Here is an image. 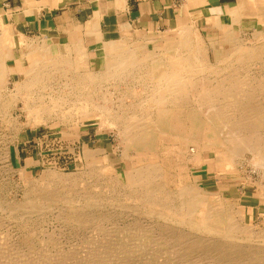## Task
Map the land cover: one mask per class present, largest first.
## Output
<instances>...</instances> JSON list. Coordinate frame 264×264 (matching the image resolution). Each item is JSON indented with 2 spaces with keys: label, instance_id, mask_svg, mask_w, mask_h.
<instances>
[{
  "label": "rangeland",
  "instance_id": "1",
  "mask_svg": "<svg viewBox=\"0 0 264 264\" xmlns=\"http://www.w3.org/2000/svg\"><path fill=\"white\" fill-rule=\"evenodd\" d=\"M212 18L221 27L196 14L187 21L192 26L140 29L112 39H129L132 45L143 42L151 51L162 48L167 41H181L188 32L203 51L204 71H196L195 88L189 89L186 100L178 104L184 127L180 131L149 128L155 137L152 150H138L130 145L124 135V123L142 124L150 110L152 117L156 116L160 105L155 101L154 81L141 68L133 69L126 80L101 78L98 70L104 57V42L110 40L85 38L83 28L73 34L83 43L70 40L78 28L74 25L68 33L49 39H18L6 30L0 34L9 38L1 43L10 59L2 60L18 70L11 76L7 93L13 89L12 83L21 79V71L29 68L25 45L30 43L41 49V41L45 40L54 54L66 49L64 67L70 77L84 74L94 66L101 78L92 95L94 100L110 105L121 117L115 119L111 112L112 123L106 116L72 112L66 120L51 116L36 122L20 111L21 102L7 109L0 104V264H211L214 259V264L220 260L227 261L225 264H264V163H253L251 151L238 143L233 145L243 151L232 161L226 157L225 151L232 144L225 140L234 130L227 126L226 119L214 116V110L208 111L209 98L200 95L217 85H225L224 90L228 88L226 91L231 94L234 91L235 96L242 90L250 100L240 99L236 105L242 109L251 107L252 116L243 137L253 144L264 137V17L230 14ZM137 76L144 78L139 81ZM61 80L62 76L55 74L52 86ZM214 92L211 90L213 99H217L214 107H224L227 102L228 107L233 106L230 97ZM105 95L111 101L104 103ZM164 106L171 109L173 104L167 102ZM230 112L234 119L244 114ZM132 114L137 117L132 118ZM193 116L203 125L194 130L198 133L189 128ZM144 168L156 171L147 187L138 181ZM194 185L206 197L205 205L216 212H227L246 232H233L224 239L225 234L189 226L190 220L198 222V213L178 219L184 212L179 191ZM210 240L220 245H214V249L224 251H213Z\"/></svg>",
  "mask_w": 264,
  "mask_h": 264
},
{
  "label": "bare ground",
  "instance_id": "2",
  "mask_svg": "<svg viewBox=\"0 0 264 264\" xmlns=\"http://www.w3.org/2000/svg\"><path fill=\"white\" fill-rule=\"evenodd\" d=\"M254 6H255L254 7L255 11L257 13H260V16H257V17L262 19L264 17V0L259 1L258 5H254ZM6 28H7V26H6ZM223 28H226V27H223ZM187 30H188V28H187ZM185 33L182 35V38H180L181 41H176V42L175 41H172V42L167 41L162 48H156V49L154 48L151 51L147 48V46L145 44H143V42H142V44L132 45L129 43L133 42V41L129 40V39H125V38H120L119 40H110V41L104 42V57L102 58V61H101L102 62L101 67L98 70V71H101L100 72L102 74L101 78H103L105 76L107 78H118V79L125 78V80H126L125 76H127V75L130 76L131 71L133 69H137V68L140 69L141 68V71H145L146 72L145 74H147L148 78L150 80L154 81L153 86L155 87V90H156V91L153 90V91H155V94H156L155 101L160 105V107L157 108V110L155 111L156 116L152 117V115H151L152 110H150V112L148 114H146V115H148L147 119H145V122H143L142 124H137V123H133V122L124 123V125H125L124 126V128H125L124 135L126 136L127 142L130 145L135 146L138 150H152L153 144H154L153 138H155V137H154L153 132L148 131L149 128L150 129H152V128H154V129L155 128L156 129L157 128L158 129L163 128L164 129L165 128V129H170L172 131H175V130L177 131V130L182 129L184 127V123L182 122L184 120H182V118L179 116V113H178L179 112L178 111V109H179L178 104L181 103L183 100H186L185 99L186 95L188 93L190 94L189 89L193 90L195 88L196 85L193 82V79L196 78V76H197L196 71H202L204 69V65H205L204 60L202 59L203 51L199 47L200 44L199 43H193L191 36H189L187 34L188 32H185ZM228 36H229V33L227 34L226 38ZM5 39H9V38L4 36V35L0 36V62H1L0 63V104L2 107H4L5 109L10 108V106L16 107L17 104L19 102H21L22 106L20 107V111L25 112L26 115L34 118V120L36 122H42L45 120V118L47 120L48 118H51V116H53V117L55 116L54 118H57V119L59 118V120H66L68 118V115H70L72 112H75V113H78L81 115L94 114L95 117H99V118L106 116V118L108 119V122L110 121L112 123H114L113 122L114 118L112 117L113 115L115 116V119L121 118L120 115L116 116L117 114L114 113L116 111H113V109L110 108V105L109 106L107 104L101 105L100 104L101 102L99 103V102L94 100L92 95H93V93H95L94 92L95 86L99 83L98 79H101L98 75L99 73H96L98 71L95 70L94 66L91 67V69H87V71L84 74L80 73L81 75H75V76L70 77L66 72V68L64 67L66 65V62H67V59L64 58V53L66 52V49H65L66 46H63L65 51H60V52L57 51L58 53L54 54L55 52L53 53L50 46L46 43L45 40L41 41V42H43V45L40 47L41 49L34 47L30 43H29L30 45L29 44L25 45L26 46L25 47V49H26L25 53H26V58L28 61L29 68L25 71H21V79L15 83H12L13 89L9 93H7L6 91L8 90V86L11 83V76H12V74L18 73V70H16L14 66H8L6 64L7 62L4 63L2 60L4 58H5V60L10 59L9 54L2 47L3 45L1 42H2V40H5ZM193 40H195V39H193ZM21 42H22V40H21ZM67 56H68V54H67ZM215 56H217V55H215ZM84 58H85V56H84ZM234 70L236 71V69H233V71ZM226 73H228V72H226ZM231 73H233V72H231ZM55 74L61 75L62 80L57 82V83L55 82L56 86L54 87V86H52V81L54 80ZM75 74H76V72H75ZM139 74H141V73L139 72ZM236 75H234V77ZM137 77H139V76H137ZM223 77H224V75H223ZM238 77H239V75H238ZM107 78H106V80H107ZM141 78H144V77H142V76L139 77V81ZM213 79H214V77H213ZM112 80H114V79H112ZM196 80L198 82V79H196ZM221 84H223V83H221ZM224 86L217 85L213 89H210L211 87H209L210 90L208 89V91H202V92H200V95L208 96L209 99L206 101V103L208 104V109H209L208 111L212 112V110H214V112H215L214 116H216L217 118L222 119V120L226 119L228 122V124L226 123L227 126H230L231 131H232V129L234 130L233 132L228 133L230 135V138L227 137V140H225V141H227L228 144L229 143L232 144V146L227 148L225 151L226 157H228V159H230L232 161V159L234 157H237L239 152L242 150V149H240L241 147L239 148L238 146H235L233 144H235V143H236V145H237V143L241 144V145L244 144L245 147L243 146L244 147L243 149L246 151L250 150L251 151L250 153H252L253 163L254 162H256V163L261 162L263 164L264 163V137H262L263 139L261 138L259 141L255 140L254 144L247 141L243 137L245 135V133H243V131L249 129L251 126V123H250V119H252V116L250 115L251 107L250 108L246 107L245 109H242L241 107H238V105L243 98L244 99L248 98L247 101L250 100V96L245 95L244 92L242 93L241 89H239V91L241 90V93L239 92L238 95L235 96L236 95L235 93H234L235 95H233L234 91L231 94L228 91H226L228 88H226V90H224ZM211 90H212V92L215 91L214 92L215 95H217L216 92H219L220 94L223 95V97L225 96V98L230 97V99L234 103L233 106H229V107H231V108H229L227 103H230V102H227L225 104L226 107H225V105H224V107H222V105H221V108H216L217 106L214 107V103L217 101V99L216 100H214L215 98L213 99V96H212L213 93H211ZM146 93H148V92H146ZM252 94H253V91H252ZM103 95L104 94H102V97H103ZM5 96L8 98H6ZM105 98H106V95H105L104 99ZM204 99H205V97H204ZM105 100L106 101L104 103L111 101V99L110 100L108 99V101H107V99H105ZM226 101L227 100L225 99V102ZM247 101H245V102L243 101V103H246ZM167 102L172 103L174 107L172 106L171 109L166 108V106H164V105ZM243 103H241V104H243ZM236 104H238V105H236ZM246 104L248 105L249 103H246ZM113 106H114V104H113ZM204 111H206V109ZM230 111H232L234 113L236 111L242 112L244 114H242V115L240 114V117L238 119H234L235 117L232 118V116L231 117L229 116V114L231 115ZM111 112H113V115H111ZM189 113H191V110ZM134 114H132V116H131L132 118L137 115V114L136 115H134ZM141 114H143V113H141ZM252 114H255V113H252ZM257 114H258V112H257ZM211 115L209 116L210 118H211ZM227 115H228V117H227ZM190 118L192 121V123H190V125H189L190 131L192 133H198V131H194V130H197L200 128L202 129L203 125L201 124V122H199V120L197 121L196 116H193ZM140 119L141 118L139 117L138 120H140ZM247 120H248V122H247ZM8 124H10V123H8ZM109 124H111V123H109ZM218 134H220V133L218 132ZM180 136H182L181 133H180ZM186 144H188V143H186ZM251 144H253V145H251ZM195 147L197 148L198 146H195ZM192 150L193 149H191V151ZM243 153H242V155H243ZM89 155H91V154H89ZM222 156L224 157V154H222ZM258 164L261 165L260 163H258ZM258 164H256V165H258ZM263 166H264V164H263ZM263 169H261V170H263ZM155 172L151 171V168L149 170L144 168L143 171L141 172L140 178L138 180V181H140V185H144V183H145V186H146V183L149 185L150 181L152 179H155V174H154ZM157 178H159V177H157ZM159 179H158V181H159ZM128 181H129V179H128ZM136 181L137 180H135V182ZM136 183H138V182H136ZM132 185H135V183L134 184L132 183ZM152 188H154V187H152ZM143 189H144V187H143ZM148 191L150 193V187H149ZM147 197H148V195H147ZM178 197H180V199H181V206H182V209L184 212H183V215H182V213H180L179 218L178 217H176V218H178V219L181 218V220L182 219L184 220L186 215H187V217H189L193 213H195V214L198 213L199 219H196V220H198V222L196 223L195 221L190 220L189 226L190 225H191V227L199 226L200 229L203 228L202 230H206L207 233L208 232L209 233L216 232V234H218V232H219V233L225 234L226 237L224 239H228V237H231V235H233L231 233H233V232H237V231L239 233L240 232H246L242 229V227L237 222H235L233 220V218L231 216H229L227 214V212H225L223 210L216 212L215 210H213L209 206V204L205 205V202L207 201L206 197L202 194V192L201 193L199 192L197 185H194L191 189H187V190L182 188V190L179 191ZM152 213H153V211H152ZM182 223H184V222H182ZM218 235H220V234H218ZM215 238H219V237L216 236ZM235 239H237V238H235ZM204 241H206V240H204ZM221 242H224V241H221ZM221 242H220V244L222 245ZM217 243H218V240H217ZM206 244H208V243H206ZM206 244H205V246H209ZM212 244H213V242H212ZM226 244H228V243H226ZM214 245L215 244H213V247H212L213 251L216 250V249H214L215 248ZM216 245L219 248L220 245H218V244H216ZM229 245L230 244H228V247H229ZM230 247H232V246H230ZM208 248H211V247H208ZM218 250L224 251L223 248H222V250H221V248ZM218 250H216V251H218ZM175 251H173V253H176ZM220 251H218V252H220ZM215 253H217V252H215ZM225 253H227V251H225ZM219 254H222V252ZM236 254H238V253H236ZM248 255H247V257H248ZM262 255H264V252L262 253ZM225 256H227V255L225 254ZM215 257H217V256H215ZM250 257H251V255H250ZM250 257H249V259H250ZM253 257H255V256L253 255ZM236 258H238V257H236ZM226 259L229 260L228 257ZM215 260L216 259L211 260V261L216 262ZM217 260H220V259H217ZM237 260H240V259H237ZM247 261H249V260H246L245 262H247ZM212 262H211V264H214ZM226 262L227 261H221L220 260L216 264H221V263L225 264Z\"/></svg>",
  "mask_w": 264,
  "mask_h": 264
},
{
  "label": "crops",
  "instance_id": "3",
  "mask_svg": "<svg viewBox=\"0 0 264 264\" xmlns=\"http://www.w3.org/2000/svg\"><path fill=\"white\" fill-rule=\"evenodd\" d=\"M259 1L0 0V34L7 30L18 39L26 36L49 39L62 32L68 33L74 25L78 28L70 40L81 41L73 34L82 28L85 38L112 40L140 29L192 26L187 21L196 14L221 27L219 21L212 17L230 14L260 16L254 9Z\"/></svg>",
  "mask_w": 264,
  "mask_h": 264
}]
</instances>
